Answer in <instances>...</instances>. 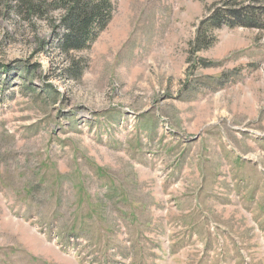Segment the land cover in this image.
<instances>
[{
  "label": "rangeland",
  "instance_id": "374dc122",
  "mask_svg": "<svg viewBox=\"0 0 264 264\" xmlns=\"http://www.w3.org/2000/svg\"><path fill=\"white\" fill-rule=\"evenodd\" d=\"M106 1L0 0V264H264V0Z\"/></svg>",
  "mask_w": 264,
  "mask_h": 264
},
{
  "label": "trees",
  "instance_id": "16d2710c",
  "mask_svg": "<svg viewBox=\"0 0 264 264\" xmlns=\"http://www.w3.org/2000/svg\"><path fill=\"white\" fill-rule=\"evenodd\" d=\"M14 8L19 15L28 19L44 18L51 11H60L63 24L67 31L61 49L70 51H85L92 47L99 35L107 28L112 20L111 6L106 0H13ZM223 16L219 12L211 21L219 29L222 25L233 27L236 20L233 12ZM233 18V19H232ZM237 25H243L239 23Z\"/></svg>",
  "mask_w": 264,
  "mask_h": 264
}]
</instances>
